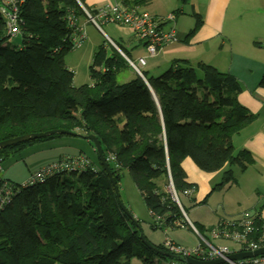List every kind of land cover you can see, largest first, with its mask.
Returning a JSON list of instances; mask_svg holds the SVG:
<instances>
[{"label":"trees","instance_id":"16d2710c","mask_svg":"<svg viewBox=\"0 0 264 264\" xmlns=\"http://www.w3.org/2000/svg\"><path fill=\"white\" fill-rule=\"evenodd\" d=\"M141 3L114 4L140 12L136 5ZM80 5L81 0H22L18 45L2 44L0 19V142L50 130L75 133L83 140L93 135L117 188L122 172L130 176L153 219L151 228H174L181 212L163 188L168 185V172L176 193L184 196L187 188L195 192L184 180L181 163L185 158L202 172L219 173L213 191L235 183L234 168L243 173L252 163L245 150L236 152L231 143V137L254 120L237 101L241 85L233 75L211 65L192 67L181 59L173 60L158 77L141 71L140 77L135 73L131 80L117 82L119 72L131 66L115 43L110 52L98 46L89 67L92 83L75 87L64 56L77 49L80 19L95 26ZM101 8L84 9L96 17ZM179 12L169 14L173 20L151 16L161 28L174 23V14ZM194 17L186 39L201 26L198 15ZM96 23L103 24L97 18ZM258 86L264 89V73ZM60 136L64 135L0 150V178L12 189L9 202L1 205L0 264H127L131 258L156 264L153 256L166 259L139 239V222L127 208L128 215L118 206L90 141L86 140L95 160L75 156L87 161L81 167L46 176L27 187L5 178L7 158ZM257 216L253 222L261 232L264 222ZM202 229L197 230L201 233ZM147 242L166 252L161 244ZM169 259L184 264L178 256Z\"/></svg>","mask_w":264,"mask_h":264},{"label":"crops","instance_id":"0c3cea01","mask_svg":"<svg viewBox=\"0 0 264 264\" xmlns=\"http://www.w3.org/2000/svg\"><path fill=\"white\" fill-rule=\"evenodd\" d=\"M127 1L132 2L133 0H81L82 6L85 9L92 10L99 9L108 4L127 3ZM178 1L179 6L177 7L175 3L171 7H166V3L161 0H142L140 5H136L138 10L148 12L157 20L165 18L167 15L179 9L180 12L174 14V22L175 24H180V28L181 22L184 19L189 17V20H191H188L190 24L188 30H181L182 34H180V30L175 31L173 28L176 42L166 45L160 49L157 54L165 58V62L169 63V66L173 60L181 59L188 61L192 67H195L198 63H203L213 66L220 72L233 75L241 85V91L237 96L238 103L254 116V120L250 124L231 137L234 150L236 152L245 150L250 155L252 163L248 165L243 173L238 172L237 168L233 169V175L234 173L238 175L234 176L235 183L227 184L226 187L228 190H225L226 193L221 194L222 200H224L222 205L218 201L216 206L217 209H214L213 202H211V197L215 192L212 190V187L217 183L219 173L202 172L189 158H185L182 161L181 167L185 173V182L189 185H193L195 187V192L190 198H185L186 203L188 207L198 206L191 208L192 214L200 207L207 208L210 211L214 209L216 215L213 222L214 224L221 220H237L239 215L241 216L244 212L252 215L251 217L253 219L255 215H258V219L264 222V89L258 86L261 76L264 73V56L261 52H258L262 47L254 46L255 42L231 36L226 33H231V31L237 28L234 15L238 14L239 16L240 12L249 14L248 6L240 10L242 7L239 4L242 0H186L183 4L180 0ZM258 1L264 4V0ZM195 15H198L200 18L201 26L192 37L186 39L188 32L191 31L195 25ZM236 21H238V19ZM78 25L84 34L85 40V27L89 24L85 23L83 19H80ZM164 25L161 26L163 31H165ZM125 29L126 28H123L122 30ZM125 34H128V37L131 38L127 40L120 37V40L117 43L115 42L119 44L122 51L127 55L126 56L124 52L122 53V51H120L122 56L133 63H137L139 58H145L146 62L148 56L143 43L138 41L130 30L126 31ZM229 36L235 39L232 40ZM108 40L115 44L111 39ZM217 41H219V52L215 50V53L211 55L210 46L212 43L216 44ZM256 42L258 43V41ZM147 65L148 63L146 62L143 66V70L150 74V70L148 71L146 69ZM61 158H59V160ZM55 161L58 160L47 163V165L55 163ZM44 166H42V168H44ZM248 174L251 179L256 176L254 180L255 186L252 190L244 191L239 181H244ZM233 187L238 190V193L235 194V201L231 203L233 193L228 191ZM230 194L231 196H229ZM248 196V199L252 198V202L247 204ZM219 207L221 211H219ZM184 213L187 217L186 212ZM152 220L153 219H151V221ZM161 224H163V221ZM197 225V227L204 228L203 230L208 234V237H204L208 239L209 229L211 226L213 227V224L209 223L205 225L201 223ZM194 226L196 227V225ZM262 227H264V225H262ZM209 241L213 245L225 244L232 251L238 249L237 245L228 241ZM173 243L179 245L175 242ZM127 264L143 263L140 259L131 258Z\"/></svg>","mask_w":264,"mask_h":264},{"label":"rangeland","instance_id":"374dc122","mask_svg":"<svg viewBox=\"0 0 264 264\" xmlns=\"http://www.w3.org/2000/svg\"><path fill=\"white\" fill-rule=\"evenodd\" d=\"M161 1L166 3V7H171L174 3L176 7L179 6L178 0ZM239 5H241L242 7L240 10H243V8L248 6L249 14L240 12L239 16L238 14L234 15V20L237 28L231 31V33H226L231 36H236L238 38H244L246 40L255 42L254 46L262 47L258 50V52H261V54H263L264 56V4L260 3V1L258 0H242ZM237 19L238 21H236ZM188 20L189 17L181 22V28L180 24L171 22V24L169 23L164 25V29L165 31H167L168 29L173 27L175 31L180 30V34H182L181 30H188L190 26ZM99 27L100 30L96 29V27L92 26L91 24L86 26V38L82 42L81 46L77 49L71 50L64 56L65 65L73 73L72 83L75 87L86 84L89 85L92 83L89 74V67L92 62V55L94 51L97 50L99 45H104L106 51L110 52L111 46L113 45L109 42L108 39H111L114 43H117L120 40V37L127 40L131 38L128 37V34H125V32L128 30H122L123 28H120L114 24L99 23ZM230 38L232 40L235 39L233 37ZM256 41H258V43ZM260 42H262L263 44ZM10 43L12 45H18L20 43V36L12 37ZM218 46L219 41H217L216 44H211V55L215 53V50H218L219 52ZM146 62L148 63L146 69L148 71L150 70L151 76L154 77H158L169 67V63L165 62V58H162L161 55L158 54L154 57L146 58ZM134 65L135 69H138L139 72H145V70H143V67L138 66L137 63H134ZM134 75L135 70L133 68H124L119 72L117 76V82L128 81L134 78ZM78 155L86 156L89 159L95 160L93 147L88 141L83 140L80 137L66 135L62 137L60 136L47 142H38L30 145L22 149L17 155L7 158L3 162V174L5 178L8 179L11 183L21 184L27 179V176L29 174H31L33 171L35 172L39 170V168H41L45 164L47 165V163L58 160L61 157H75ZM249 174L246 176L244 181H239V183H241L240 185H242V187L244 188V191L252 190L255 186L254 180L256 179V176L251 179ZM237 175V173H234V176ZM162 183L163 181L159 182V184L161 185ZM163 188L167 191V185H164ZM225 190H228L226 186L223 189L215 190L214 194L212 195L211 202H213L214 209H217L216 206L218 201L222 205L224 200H222L221 194L226 193ZM228 192L233 193L231 197V203H233L236 199L235 194L238 193V190L233 187ZM118 194L125 208H127L134 216V218L138 220L140 232L143 234L147 241L157 246L160 244L162 245L163 241L167 237L172 242H175L182 247L186 246V248L188 249L195 247L199 243L200 239L198 238V236L194 234L193 231L188 227L179 226L166 229H152V218L150 217L149 212L146 209L138 190L135 188L127 172H122V179L119 184ZM229 196H231V194ZM178 198L181 202L184 212H186L188 219L194 225H196V227L198 226L197 224L201 223L205 225L209 223L213 224V226L217 225V223H213L216 217L214 209L213 211H210L207 208L200 207L195 210L194 214H192L191 208L198 206L188 207V204L185 200V198L187 197L179 194ZM248 198L249 196L247 197V204L252 202V198ZM219 211H221L220 207ZM179 216L182 217L181 215ZM238 218H240V215ZM201 234L205 237H208V234H206L204 230L201 232ZM208 240H210V238H208ZM153 261L156 264H180L174 259H162L157 256H153Z\"/></svg>","mask_w":264,"mask_h":264},{"label":"built area","instance_id":"2783aa9c","mask_svg":"<svg viewBox=\"0 0 264 264\" xmlns=\"http://www.w3.org/2000/svg\"><path fill=\"white\" fill-rule=\"evenodd\" d=\"M22 4V0H0V19L3 23L1 30V38L6 42H11L12 37L20 35L19 23L20 16L18 14V5ZM86 17L92 22L98 30L99 25L96 23V18L101 20L102 23H112L116 25H122L129 30L134 31L138 39L144 43L148 57H154L157 52L170 43L176 42L173 27L168 31H163L158 26V22L147 12H136L134 10H126L117 4H108L102 7L96 17L90 16L87 11L80 5ZM167 19L173 20L168 15ZM84 39L83 32L79 36V39L75 41V46L78 48ZM110 42V41H109ZM113 46L114 44L110 42ZM115 47V46H114ZM115 49L121 54L117 47ZM122 55V54H121ZM131 68L135 69L134 63L127 59ZM138 66L143 67L146 62L145 58H139L137 61ZM111 158V157H110ZM87 161L83 157H68L61 158L58 162L51 163L44 168L33 172L22 186H32L36 183L42 182L46 176H51L69 170L71 167H81L86 164ZM167 193L173 202L177 204L181 212L182 218L178 219L174 225L179 227H188L194 234L200 239L199 243L193 248L181 247L174 244L169 238H165L162 243V247L165 251L171 255L178 256L180 258L190 257L201 261H212L222 259L225 260V264H264V255H259L239 261H228L227 256L237 252H253L264 247V227L261 232L257 231L253 218L249 213L244 212L240 218L233 221H220L217 225L209 229V238L211 241H228L238 246L235 251L225 244L213 245L207 238H205L197 228L186 218L182 211L178 194L176 193L173 184L171 182L170 174L168 172V185ZM194 193V188L190 187L183 190L184 196H190ZM12 189L9 185L0 178V213L2 212L3 203H8L11 196ZM156 219L161 221L159 217ZM162 222V221H161ZM161 222L159 224H161Z\"/></svg>","mask_w":264,"mask_h":264},{"label":"water","instance_id":"95a60500","mask_svg":"<svg viewBox=\"0 0 264 264\" xmlns=\"http://www.w3.org/2000/svg\"><path fill=\"white\" fill-rule=\"evenodd\" d=\"M135 73L140 77V74L137 71H135ZM51 135H66V136H73V137L78 136L75 133H71V132H67L63 130H50V131H45L41 133H32V134L23 135L21 137L12 138V139H8L6 141L0 142V150L3 148L9 147V146H13V145H17L20 143H25V142L33 141L37 139H42V138H45ZM84 138L92 143L95 149V152L97 154V157L99 159V162L110 179L118 206L124 213L128 215L129 213L127 209L125 208V206L120 200L117 185L114 182L112 175L109 171L108 165L106 164V161L102 155L99 141L93 135H88V136H85ZM139 239L148 249L152 250L153 252L162 255L164 258H171V255L169 253L161 252L158 249L154 248L150 243H148L145 237L143 236V234L140 232V230H139ZM259 255H264V247L256 251H253V252H238V253L228 255L227 260L228 261H239V260H243V259H247V258L259 256ZM181 260L184 264H225L226 263V261L222 259L212 260V261H201V260H196L190 257H183Z\"/></svg>","mask_w":264,"mask_h":264},{"label":"clouds","instance_id":"9594fccd","mask_svg":"<svg viewBox=\"0 0 264 264\" xmlns=\"http://www.w3.org/2000/svg\"><path fill=\"white\" fill-rule=\"evenodd\" d=\"M181 205V204H180ZM182 208V207H181ZM182 211H183V209H182ZM184 212V211H183ZM185 214V213H184ZM182 216V215H181ZM182 217H180L179 219H181ZM187 218V217H186ZM174 227H176V226H174ZM199 231V230H198ZM167 252V251H166ZM168 253V252H167ZM238 253V252H237ZM234 254V253H233ZM231 255V254H230ZM182 259V258H181ZM197 260V259H196Z\"/></svg>","mask_w":264,"mask_h":264}]
</instances>
